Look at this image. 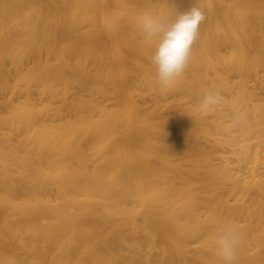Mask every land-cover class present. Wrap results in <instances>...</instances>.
<instances>
[{
  "label": "bare ground",
  "instance_id": "bare-ground-1",
  "mask_svg": "<svg viewBox=\"0 0 264 264\" xmlns=\"http://www.w3.org/2000/svg\"><path fill=\"white\" fill-rule=\"evenodd\" d=\"M192 7L163 88L137 17ZM262 71L264 0H0V264H222L225 223L236 264H264Z\"/></svg>",
  "mask_w": 264,
  "mask_h": 264
},
{
  "label": "clouds",
  "instance_id": "clouds-1",
  "mask_svg": "<svg viewBox=\"0 0 264 264\" xmlns=\"http://www.w3.org/2000/svg\"><path fill=\"white\" fill-rule=\"evenodd\" d=\"M205 20L198 7L180 13L169 21L159 12H144L137 17V27L142 41L154 45L150 58L155 68L157 82L163 88L174 85L184 73L194 51L200 24ZM223 102V97L214 91L205 92L199 104L202 112L215 110ZM246 233L238 226L225 223L214 235V254L222 264H236L238 250L245 241Z\"/></svg>",
  "mask_w": 264,
  "mask_h": 264
},
{
  "label": "rangeland",
  "instance_id": "rangeland-1",
  "mask_svg": "<svg viewBox=\"0 0 264 264\" xmlns=\"http://www.w3.org/2000/svg\"><path fill=\"white\" fill-rule=\"evenodd\" d=\"M249 86L252 90L256 91L258 99L264 102V71L260 72L256 76H253L251 78ZM220 95L223 97V102H224V100L227 98V93H223ZM172 98H173V95L172 96H159L158 100L162 104L168 100H171ZM170 110L172 111V109ZM214 136L218 137L217 134H214ZM244 138L245 137L242 136L240 139L242 140ZM235 148H236V145L231 144V145H225L221 147L220 149L228 156L229 161H233V158L235 155ZM262 167L264 170V164H262Z\"/></svg>",
  "mask_w": 264,
  "mask_h": 264
}]
</instances>
